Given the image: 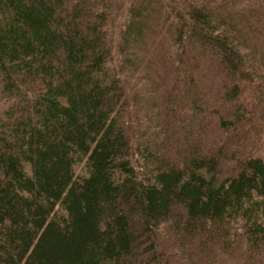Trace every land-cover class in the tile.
<instances>
[{
    "label": "trees",
    "instance_id": "trees-1",
    "mask_svg": "<svg viewBox=\"0 0 264 264\" xmlns=\"http://www.w3.org/2000/svg\"><path fill=\"white\" fill-rule=\"evenodd\" d=\"M255 141L264 0H0V264H264Z\"/></svg>",
    "mask_w": 264,
    "mask_h": 264
},
{
    "label": "rangeland",
    "instance_id": "rangeland-1",
    "mask_svg": "<svg viewBox=\"0 0 264 264\" xmlns=\"http://www.w3.org/2000/svg\"><path fill=\"white\" fill-rule=\"evenodd\" d=\"M123 18L124 17L122 15H119L118 17H116L115 21L113 23V26L110 27V33H111V35L113 37L117 35V32H118L119 27H120L119 23L123 21ZM249 94H250V90H247L246 91L247 100L249 99ZM136 120L140 121V122L138 123ZM136 120H132V119L128 118V124H130L132 129L135 130V131H136V129H140V124L143 123L142 117H139ZM210 134L213 135V133H210ZM226 135L227 134H225L224 132L220 131V132L216 133V138L218 139L220 136H222L224 138V137H226ZM209 139H210V137H209ZM204 142L207 143L206 141H204ZM255 144H256V147H257L256 152L260 153L264 157V148H262L260 151H258L259 141H255ZM75 172H76V174L83 173L82 167L80 165L77 166L75 168ZM179 261H180L179 264H188L189 263V262H187L184 259H180ZM236 261H238V260H236ZM236 261H232L230 258H222V259H217L216 262H214L213 264H238Z\"/></svg>",
    "mask_w": 264,
    "mask_h": 264
}]
</instances>
